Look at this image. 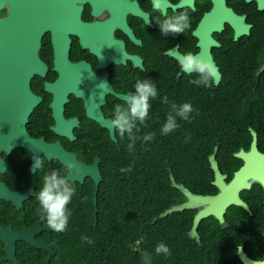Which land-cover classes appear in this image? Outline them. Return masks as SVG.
<instances>
[{
    "label": "flooded vegetation",
    "instance_id": "flooded-vegetation-1",
    "mask_svg": "<svg viewBox=\"0 0 264 264\" xmlns=\"http://www.w3.org/2000/svg\"><path fill=\"white\" fill-rule=\"evenodd\" d=\"M101 3L105 8L94 10L85 4L81 14L83 23L93 25L92 52L81 45L77 35L68 33V64L89 66L93 75L88 92L91 113L106 122V126L89 118L83 97L67 93L61 114L69 124L56 127L51 107L55 96L50 86L61 78L59 70L67 71L55 66L52 33L45 19L38 25L31 21L28 32L17 31L19 36L31 38L29 42L16 43V49L20 50L17 57L25 62L22 71H17L10 58H0L3 62L10 61L6 64L8 77L6 80L0 77V84L11 89L9 94L0 90V97L5 95L4 100L17 103L19 73L21 77L29 73V95L38 100L24 126L28 138L59 144L83 165L95 164L102 182V169L110 166L113 150L119 152L120 142L125 139L110 125L114 106L125 103L124 97L134 91L137 80L151 79L158 96L151 101L149 116H153V109H159L165 96L177 105L190 103L195 110L190 115L193 139L198 138L196 148L206 155L205 159L191 161L185 182L175 181L192 195V200H188L190 208L185 210L189 225L185 235L191 246L196 244L200 248L202 255L191 256V264H250L253 259L264 257V0H166L163 12L153 9L152 0H101ZM179 12L188 13L191 28L181 35L163 36L158 22ZM5 14L6 10L1 11L0 19ZM37 35L39 46L34 42ZM189 51L211 60L218 68L219 78L211 88L190 83L196 75L180 71L178 57ZM61 79L82 93L81 73H67ZM8 110L0 108V185L10 193L31 188L33 195L19 209L14 203L0 199V225L17 232L24 227L33 228L42 217L33 221L35 193L42 186L43 176L53 169L63 173L65 167L37 149L35 153L44 166L33 173L30 151L13 146L17 141L18 109ZM64 132H70L72 139L65 137ZM216 172L222 189L215 184ZM91 184L93 187H88ZM72 185L75 193L84 188L86 194L90 189L94 194V180L89 176L82 184L75 181ZM195 196H219L227 204L197 205L193 201ZM182 197L178 205L186 201ZM70 206L71 203L69 210ZM200 211L208 216L200 220L196 237L192 238L194 220ZM43 223V230L35 239L50 245L41 239L42 234L52 231ZM239 246L242 251L238 253Z\"/></svg>",
    "mask_w": 264,
    "mask_h": 264
},
{
    "label": "trees",
    "instance_id": "trees-1",
    "mask_svg": "<svg viewBox=\"0 0 264 264\" xmlns=\"http://www.w3.org/2000/svg\"><path fill=\"white\" fill-rule=\"evenodd\" d=\"M171 103L161 102L158 110L153 109L146 126L138 125L139 132H133L138 136L155 132L154 140L146 143L137 140L134 150L129 151L126 135L123 143L120 142V151L113 150L110 166L102 169L96 226H93V190L86 194L83 188L73 196L67 229L62 233L52 230L42 234L41 239L54 251L50 262L47 263L46 253L18 243L16 257L21 264H142V252L151 253L152 264H191V256L202 255L200 248L196 244L191 246L185 235L189 226L187 211L152 223L165 210L183 201L181 193L171 187L169 174L176 182H185L191 161L206 158L196 148L198 138L193 139V121L177 118L179 127L169 135H160ZM129 167L130 172L121 171ZM34 203L33 221L41 217L37 212L38 202ZM43 225L49 228L47 222ZM159 242L170 249V256L155 254ZM4 256L0 244V264H11L3 261Z\"/></svg>",
    "mask_w": 264,
    "mask_h": 264
},
{
    "label": "water",
    "instance_id": "water-1",
    "mask_svg": "<svg viewBox=\"0 0 264 264\" xmlns=\"http://www.w3.org/2000/svg\"><path fill=\"white\" fill-rule=\"evenodd\" d=\"M85 4H89L93 8V10L95 8H105L102 5L101 0H0V12L6 10L4 18L0 19V58H2L3 60H7L8 58H10L12 65L17 68V71H22V67L25 66V62L17 57L20 54V50L16 49V43L20 40H23L22 42H29L31 38L19 36L18 32H28L30 29L31 21L38 25L42 23V19H45L46 22H48V29L52 33V42L55 52V66L61 67V69L63 67L67 71L66 73H63L61 70H59L61 78L67 73L71 72L82 74V81L84 84V86L82 87V93L76 92V90L72 88V84H68V81L65 82L61 78L55 84L50 86V91L55 96L51 107L53 108V117L56 120V127L64 128L68 127L69 124V121H64L61 114L63 110V103H65L67 100V93H74L77 96L83 97V99L85 100L86 112L89 118L98 121L103 126H106V122H103L100 118L95 117V115L91 113L92 103L88 99V92L89 84L93 79V75L90 72L89 66L85 65L84 63L75 65L68 64V49L70 44V40L67 37L68 33L77 35L80 38L81 45L85 49H88L92 52L90 34L93 25L85 24L81 21V14ZM16 17H21L22 19H16ZM64 19H73V22H69V20ZM34 42L35 45L37 44L39 46L40 35L35 36ZM23 48L26 49L25 46ZM15 57L16 60L13 61ZM34 58H36V53ZM131 60L135 62V58H131ZM8 63H10V61L3 62L2 60H0V77L5 80V77H8L7 74L9 70L6 66V64ZM28 77L29 73H27L23 77H21L19 73L17 103H14V101H12L13 103L11 104L10 100H4L5 95H2L0 97V108H5L8 112V108H10L12 112H15L18 109V130L16 134L17 141H14L13 146L14 148L21 147L29 150L32 155L33 164L35 158H38V155L35 153L37 152V149H40L42 152H44L49 160H57L64 167L69 163L72 164L74 167L69 169L70 174L68 176V180L70 182L77 181L82 184L83 179L86 176L91 177L94 180L95 186L92 198V205L94 209L93 226L95 227L97 224V193L99 184L101 182V176L97 170V167L95 164L93 166H85L82 163L78 162L77 158L73 154H69L64 151L59 144H45L42 142V140H33L28 138L24 126L27 122V116L30 114L32 108L35 106L36 101L38 100L29 95L30 92L27 81ZM0 90L4 93L9 94L11 89L9 85L1 83ZM85 91L86 93H84ZM22 102H26V107L21 106ZM15 104L17 105L16 109ZM62 134L65 137L72 139V135L70 132H64ZM112 139L115 141L113 136ZM211 159H213V157ZM33 164L31 166V170L34 173L35 168H33ZM212 168L216 171L215 166H213ZM169 180L171 187L179 190L186 201L181 205L171 206L169 209L165 210L153 220V224L157 220L166 218L173 213L183 212L190 208L188 200H192V195L182 185L177 184L171 174H169ZM216 180L217 183L215 184L220 186V188L222 189L223 184L220 182L221 180L218 172H216ZM31 196H33L31 188L17 193H10L4 188L3 185H0V199L14 203L15 205H17V209H19L21 203L24 200ZM193 201L197 205L216 203H219V205L220 203L227 204L226 202H224V199L219 196L212 198L195 196L193 197ZM206 216H208V213L204 211H200L196 215L192 229V238L196 237L195 229L198 226L200 220ZM216 216L218 217L217 214ZM45 221L46 219L41 217V219L33 228L29 229L24 227L21 231L17 232L12 231L10 227L3 228L0 225V243L3 246L2 251L5 254L3 261L9 262L11 264H21L16 257V244L18 242H22L35 250L46 253L47 263H49L54 255L52 247L35 239V237L42 232V223Z\"/></svg>",
    "mask_w": 264,
    "mask_h": 264
},
{
    "label": "clouds",
    "instance_id": "clouds-1",
    "mask_svg": "<svg viewBox=\"0 0 264 264\" xmlns=\"http://www.w3.org/2000/svg\"><path fill=\"white\" fill-rule=\"evenodd\" d=\"M166 0H152L153 9L163 12ZM160 32L163 36L169 35L177 36L183 34L186 30L191 28V20L187 12H179L177 14L167 16L162 21L158 22ZM179 69L182 73L189 75L195 74L196 79L190 83L205 88H211L213 83L219 78L218 68L211 60L202 58L198 54L189 51L178 57ZM104 91L107 87L104 84ZM103 95V91L101 92ZM158 91L151 79L137 80L134 85V91L127 94L124 98L125 103L116 104L113 109V115L110 120V125L119 133L120 137L128 135L130 143L128 150H134L137 140L142 143L152 141L156 137L155 132H149L143 136H138L133 133V129L139 132V126H146V121L149 116L151 108V101L156 99ZM162 103L169 104L168 98L165 96ZM190 103H183L177 105L170 104V110L166 117V121L160 128V135L166 136L174 132L179 124L177 118L184 121H190V115L194 112ZM41 157L35 158L33 168L41 169L43 167ZM72 164H67L62 173L60 170L53 169L43 176L42 186L39 191L35 193L39 207L37 212L44 219H46L47 226L57 232L62 233L67 229L70 210L69 204L75 195V189L72 182L68 180L70 174L69 169L73 168ZM122 172H130L131 167L121 169ZM82 239L87 243H92L87 237ZM236 251H242V247H237ZM155 254L168 257L171 255L170 249L164 242H159L155 246ZM142 264H152V255L149 252H142ZM250 264H264V257L253 259Z\"/></svg>",
    "mask_w": 264,
    "mask_h": 264
}]
</instances>
